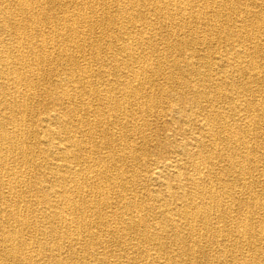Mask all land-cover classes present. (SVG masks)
Masks as SVG:
<instances>
[{"label":"bare ground","instance_id":"6f19581e","mask_svg":"<svg viewBox=\"0 0 264 264\" xmlns=\"http://www.w3.org/2000/svg\"><path fill=\"white\" fill-rule=\"evenodd\" d=\"M0 264H264V0H0Z\"/></svg>","mask_w":264,"mask_h":264},{"label":"rangeland","instance_id":"374dc122","mask_svg":"<svg viewBox=\"0 0 264 264\" xmlns=\"http://www.w3.org/2000/svg\"><path fill=\"white\" fill-rule=\"evenodd\" d=\"M251 1L252 0H249V3H251ZM260 0H255V2H259ZM199 46V47H198ZM197 49L199 50V51H201V49H203V45H197ZM212 50H209L208 49V52L209 53H213V52H215L216 51V49L217 48H211ZM225 49H219L218 48V51H217V53H215V56L217 55V57L218 56H220L221 54H222V52L224 51ZM262 50H263V48H262ZM44 105H45V103H43ZM38 105V109L40 110V109H43V106L44 105ZM164 119L163 120H157L156 118H155V116H151V117H148V120H149V122L150 123H153V125H152V127H153V131L154 130H158V128H160V124L161 125H167V124H169L170 122H169V120H170V118L172 117V114L170 113V112H164ZM152 119V120H151ZM157 125V126H156ZM171 134H173V135H171ZM159 137L161 138L160 140H162V139H164L165 141H171V142H181V140H183V137L182 136H180V134L179 133H177L176 135L174 134V132H173V130H170L169 128H166L163 132H161V135H159ZM154 138H156L155 136H154ZM155 144H156V141H152L151 142V144H150V146H153V152L151 153V157H150V159L152 160H154L155 161V159L157 158V157H159V153H157V152H155V151H157L156 149H154V147H155ZM174 145V144H173Z\"/></svg>","mask_w":264,"mask_h":264}]
</instances>
